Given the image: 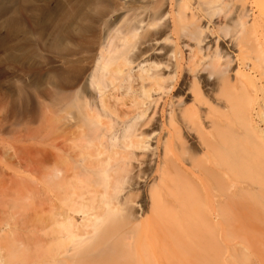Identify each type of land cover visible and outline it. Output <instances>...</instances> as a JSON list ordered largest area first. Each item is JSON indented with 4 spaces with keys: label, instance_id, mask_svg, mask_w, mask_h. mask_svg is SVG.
Segmentation results:
<instances>
[{
    "label": "bare ground",
    "instance_id": "bare-ground-1",
    "mask_svg": "<svg viewBox=\"0 0 264 264\" xmlns=\"http://www.w3.org/2000/svg\"><path fill=\"white\" fill-rule=\"evenodd\" d=\"M131 2L108 8L98 0L102 24L117 11L112 26L80 68V81L71 82L68 74L53 89L54 241L74 234L83 222H95L101 216L92 210L97 207L120 209L125 220L135 202L125 185L132 172L141 179L142 203L151 209L147 219L137 222L139 215L134 216L133 225L147 231L165 204L189 202L186 184L178 179L206 200L210 176L240 174L258 149L256 141L251 147L244 137L254 125L246 80L240 71L230 76L231 55L219 44L233 28L231 38L240 51L251 48L262 57L246 0H139L140 6L128 8ZM150 5L155 8L149 10ZM203 16L222 20L204 25ZM59 117L66 123L61 134ZM75 207L81 208V221L68 211Z\"/></svg>",
    "mask_w": 264,
    "mask_h": 264
},
{
    "label": "rangeland",
    "instance_id": "rangeland-1",
    "mask_svg": "<svg viewBox=\"0 0 264 264\" xmlns=\"http://www.w3.org/2000/svg\"><path fill=\"white\" fill-rule=\"evenodd\" d=\"M105 1L108 8L120 4ZM97 2L0 0V264H264V0L244 5L249 25L255 22L252 37L261 58L251 48L240 51L231 38L233 28L219 39L231 55L230 76L243 74L246 97L252 101L254 125L244 137L251 147L256 141L258 149L245 169L210 176L206 200L178 179L186 184L189 202L165 204L161 218L147 224V231L133 225L134 216L139 215L137 222L147 219L151 209L142 203L141 179L132 172L125 185L135 202L125 220L120 209L97 207L92 210L101 216L95 222H83L74 234L53 240L52 93L68 74L71 82L80 81V68L112 26L117 11H110L102 24ZM140 5L132 0L127 7ZM221 20L203 16L201 23L218 25ZM65 126L59 117L58 134ZM80 210L68 209L78 221Z\"/></svg>",
    "mask_w": 264,
    "mask_h": 264
}]
</instances>
